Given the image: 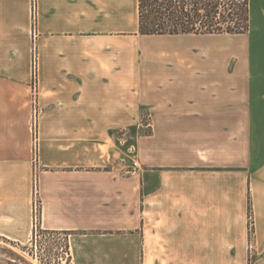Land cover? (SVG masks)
Segmentation results:
<instances>
[{
  "label": "crops",
  "instance_id": "0c3cea01",
  "mask_svg": "<svg viewBox=\"0 0 264 264\" xmlns=\"http://www.w3.org/2000/svg\"><path fill=\"white\" fill-rule=\"evenodd\" d=\"M34 2L0 0V239L264 264V0L240 34H141L139 0H36L35 32Z\"/></svg>",
  "mask_w": 264,
  "mask_h": 264
},
{
  "label": "trees",
  "instance_id": "16d2710c",
  "mask_svg": "<svg viewBox=\"0 0 264 264\" xmlns=\"http://www.w3.org/2000/svg\"><path fill=\"white\" fill-rule=\"evenodd\" d=\"M139 22L141 34L246 33L250 0H139Z\"/></svg>",
  "mask_w": 264,
  "mask_h": 264
},
{
  "label": "rangeland",
  "instance_id": "374dc122",
  "mask_svg": "<svg viewBox=\"0 0 264 264\" xmlns=\"http://www.w3.org/2000/svg\"><path fill=\"white\" fill-rule=\"evenodd\" d=\"M191 7L192 5H189V8ZM146 120L147 116L145 117V121ZM146 131H148L147 128ZM130 134L133 133L128 132L125 134V144L127 147L131 142L128 138ZM135 154L136 147L130 145L127 150V156L131 159L133 158L134 162H137V160L134 159ZM253 221L254 217L251 211L249 216L251 227H253ZM41 237V232H39V234L37 232V237H34L27 245H12L6 240L0 239V264H70V262L66 260L67 244H65L66 242L64 240H60L61 243L57 245L52 239L45 241L44 238ZM253 260L254 257L250 259L249 264H253Z\"/></svg>",
  "mask_w": 264,
  "mask_h": 264
},
{
  "label": "built area",
  "instance_id": "2783aa9c",
  "mask_svg": "<svg viewBox=\"0 0 264 264\" xmlns=\"http://www.w3.org/2000/svg\"><path fill=\"white\" fill-rule=\"evenodd\" d=\"M36 0L33 4V18L35 22V32H36ZM33 99H34V113H33V126L37 127L38 124V118H39V105H38V93H39V77H38V72H39V61H38V53L37 50L35 49L34 55H33ZM36 133H37V128H36ZM37 135V134H36ZM36 141H35V160L37 162L38 159V138L36 136ZM137 164V162H134ZM37 184H38V179H37ZM38 190V188H37Z\"/></svg>",
  "mask_w": 264,
  "mask_h": 264
}]
</instances>
